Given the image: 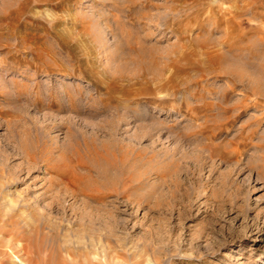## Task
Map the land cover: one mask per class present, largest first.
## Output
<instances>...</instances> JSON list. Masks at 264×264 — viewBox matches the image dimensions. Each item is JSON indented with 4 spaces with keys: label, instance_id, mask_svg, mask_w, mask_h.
<instances>
[{
    "label": "rangeland",
    "instance_id": "rangeland-1",
    "mask_svg": "<svg viewBox=\"0 0 264 264\" xmlns=\"http://www.w3.org/2000/svg\"><path fill=\"white\" fill-rule=\"evenodd\" d=\"M0 264H264V0H0Z\"/></svg>",
    "mask_w": 264,
    "mask_h": 264
}]
</instances>
